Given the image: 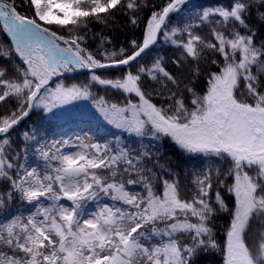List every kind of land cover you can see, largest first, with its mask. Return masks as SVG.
I'll list each match as a JSON object with an SVG mask.
<instances>
[{
	"label": "snow or ice",
	"instance_id": "snow-or-ice-1",
	"mask_svg": "<svg viewBox=\"0 0 264 264\" xmlns=\"http://www.w3.org/2000/svg\"><path fill=\"white\" fill-rule=\"evenodd\" d=\"M0 264H264V0H0Z\"/></svg>",
	"mask_w": 264,
	"mask_h": 264
}]
</instances>
